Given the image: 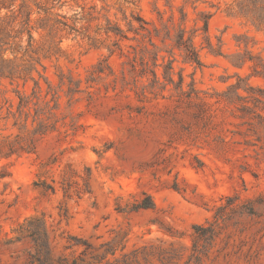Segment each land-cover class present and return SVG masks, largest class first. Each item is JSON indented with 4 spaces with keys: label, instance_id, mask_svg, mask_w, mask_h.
<instances>
[{
    "label": "rangeland",
    "instance_id": "obj_1",
    "mask_svg": "<svg viewBox=\"0 0 264 264\" xmlns=\"http://www.w3.org/2000/svg\"><path fill=\"white\" fill-rule=\"evenodd\" d=\"M263 67L264 0H0V264H264Z\"/></svg>",
    "mask_w": 264,
    "mask_h": 264
},
{
    "label": "trees",
    "instance_id": "obj_2",
    "mask_svg": "<svg viewBox=\"0 0 264 264\" xmlns=\"http://www.w3.org/2000/svg\"><path fill=\"white\" fill-rule=\"evenodd\" d=\"M208 19L209 17H206L203 21V26H202V30L204 33L207 32V25H208ZM139 23V27L138 28H134V31L137 33L138 31H142V32H147L148 30L143 26V24H145L144 21H142L140 18L136 19ZM149 35V33H148ZM167 37H169V35H167ZM170 38V37H169ZM149 44L151 46H154L153 42L151 41V39L149 38ZM173 46L178 49L180 51V53L182 54L183 60L186 63H190L192 65L195 66H200L201 65V61L198 55V52L193 44V39L191 36H185V31L183 29L179 30V32L177 33L175 39L173 40ZM158 53L157 52H152V56H151V66H146L147 62L144 63V59L143 57H141V69H137L135 67V65H131V70L130 73L132 74V85H133V90L135 95H141V96H145L146 93L149 94H153L155 93V90L157 89H162L165 86H169L172 85L173 89L175 91H177L178 94L181 95H186L187 97H190L191 94L194 92L193 88H189L188 91H184L183 86H184V78L181 74L178 75V80H174L173 79V67H172V63L168 62L165 63L162 68H163V73H162V79L163 82L160 81V78L158 76V73L156 71V68L160 67L159 63H158ZM161 60H164V57H161ZM144 67V68H143ZM145 67H147L148 69H145ZM264 69V67H263ZM254 74H256V76H259L261 78L264 79V73L262 72H258V71H254ZM142 80H146L147 84H143ZM240 81H242L240 79ZM190 87V85H189ZM241 88V85H239V82L235 85H232L230 87L231 90H235V96L236 98H241L242 96L238 93V90ZM244 88V87H242ZM137 89H139L140 91L138 92ZM248 89V88H247ZM247 89H244V91H248ZM258 117L260 118L261 116L258 115ZM152 206V203H144L143 205H141L139 208H150ZM33 219H28V220H24L22 223H19L17 226L18 229L22 228V233H20L19 231H17L14 229V232H16V234H18L15 238H19L21 235L22 237L24 236H28V232L23 231L25 225L27 223H29L30 221H32ZM30 232V236H32L33 238L35 237H43L45 238V233L42 230H36V231H29ZM111 255L114 254V252L110 253ZM56 264H78L76 261H67L66 258H59L56 260Z\"/></svg>",
    "mask_w": 264,
    "mask_h": 264
}]
</instances>
